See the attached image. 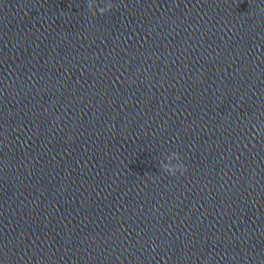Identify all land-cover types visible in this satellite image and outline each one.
<instances>
[{
  "label": "clouds",
  "instance_id": "clouds-1",
  "mask_svg": "<svg viewBox=\"0 0 264 264\" xmlns=\"http://www.w3.org/2000/svg\"><path fill=\"white\" fill-rule=\"evenodd\" d=\"M87 7H90V5L87 4ZM110 7H113V5H110ZM108 127H109V130H111L114 127V125H109ZM171 155L180 158V155L177 152H172ZM161 167H162V170L164 172H167L170 175H175L177 173L175 170L170 169L167 165H165L163 163H161ZM185 171H187L186 166L184 164H182L180 166V171L179 172L183 173Z\"/></svg>",
  "mask_w": 264,
  "mask_h": 264
}]
</instances>
